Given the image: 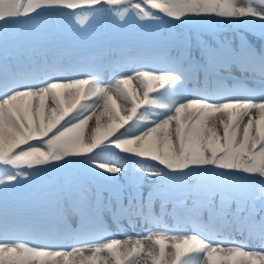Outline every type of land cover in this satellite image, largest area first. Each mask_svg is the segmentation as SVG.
Listing matches in <instances>:
<instances>
[{"label":"snow or ice","instance_id":"1","mask_svg":"<svg viewBox=\"0 0 264 264\" xmlns=\"http://www.w3.org/2000/svg\"><path fill=\"white\" fill-rule=\"evenodd\" d=\"M0 264H264V0H0Z\"/></svg>","mask_w":264,"mask_h":264},{"label":"bare ground","instance_id":"2","mask_svg":"<svg viewBox=\"0 0 264 264\" xmlns=\"http://www.w3.org/2000/svg\"><path fill=\"white\" fill-rule=\"evenodd\" d=\"M103 78H104L105 82H109V81H110V77H109L108 75H105ZM49 103H50V102H49ZM97 111H98V110H97ZM94 122H95V121H94V118H93V120L89 122V128L86 129L87 132H90V130H91V126L94 125ZM131 229H133L134 232L131 233V232L127 231V230H128V228H127V230H126V235H130V236L135 237V236H137V235H144V234L146 233V229H145V228H140V226H138V227H136V228H131ZM111 232H112V234H114V235L116 236V238H119V239H123V238H124L123 235H120V234L117 232V230H115V227H113V228L111 229ZM144 243H145V245L147 246L149 242H148V241H144ZM168 251H171V250L169 249Z\"/></svg>","mask_w":264,"mask_h":264},{"label":"rangeland","instance_id":"3","mask_svg":"<svg viewBox=\"0 0 264 264\" xmlns=\"http://www.w3.org/2000/svg\"><path fill=\"white\" fill-rule=\"evenodd\" d=\"M113 36H116V28H113L109 26V28L107 29ZM229 36V39L232 38V32L231 30H226L223 32L222 34V38H227ZM103 39H96V40H92L91 46H95L97 44L103 43Z\"/></svg>","mask_w":264,"mask_h":264}]
</instances>
